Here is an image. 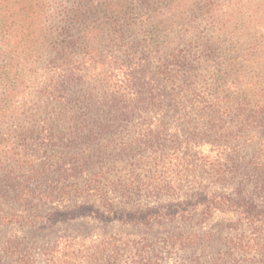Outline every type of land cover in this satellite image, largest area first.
Returning <instances> with one entry per match:
<instances>
[{
    "label": "trees",
    "instance_id": "obj_1",
    "mask_svg": "<svg viewBox=\"0 0 264 264\" xmlns=\"http://www.w3.org/2000/svg\"><path fill=\"white\" fill-rule=\"evenodd\" d=\"M15 18L43 33L49 61L31 91L0 93V123L19 126L0 153V203L10 210L0 206V225L92 217L171 226L235 213L219 237L63 233L41 256L44 264H264V143L248 156L240 148L264 124V0H0L6 46ZM215 239L218 251H202ZM0 249V264H37L40 254L16 237Z\"/></svg>",
    "mask_w": 264,
    "mask_h": 264
},
{
    "label": "rangeland",
    "instance_id": "obj_2",
    "mask_svg": "<svg viewBox=\"0 0 264 264\" xmlns=\"http://www.w3.org/2000/svg\"><path fill=\"white\" fill-rule=\"evenodd\" d=\"M17 24V33L11 39L9 46L4 45L1 41L5 40L0 34V93H4L10 89H21L27 92L32 89V80L43 72L48 67L49 58L46 53H41L39 50L43 33H34L32 30L35 26H30L27 20L15 18ZM56 25L55 23H53ZM50 24V25H53ZM264 24V22H263ZM36 35V36H34ZM31 64H28V63ZM30 65V67L28 66ZM29 68V69H28ZM28 69V70H27ZM5 71H10L9 74H4ZM31 96V94H30ZM33 99V95L30 97ZM23 125V124H22ZM12 120L5 119L0 123V153L9 152L7 147V138L11 130L18 129ZM252 134V139L241 146V155H250L264 143V124L255 128ZM209 150L208 146L202 148V152L206 153ZM214 153H210L212 156ZM6 159V158H5ZM260 204H264V199L259 197ZM141 202V201H140ZM141 206V204H139ZM3 206V211H10L6 206ZM62 204H50L38 206L37 210L41 213L50 212L56 208H64ZM235 213L216 212L210 217L195 215L190 223H184L176 220L171 226H163L159 224L148 223H129V222H109L97 220L92 217H81L73 220L59 223L50 227L20 226L18 224L0 225V248L9 238L16 237L18 239L28 240L29 243L36 245L37 251L40 253L37 257V264H44L41 256L42 250L49 246L59 234L75 235L79 239H92L96 237H105L110 235H121L129 237L155 238L165 234L167 231H211L217 237L226 234L230 228L229 223L236 219ZM221 243L215 239L210 246L204 250L206 254H213L221 248ZM2 250L0 249V253ZM201 253L197 250L196 254Z\"/></svg>",
    "mask_w": 264,
    "mask_h": 264
}]
</instances>
